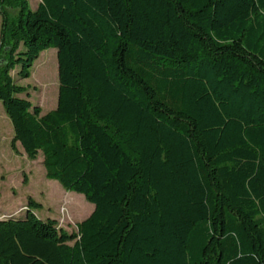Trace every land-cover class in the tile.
Wrapping results in <instances>:
<instances>
[{
  "label": "trees",
  "instance_id": "trees-1",
  "mask_svg": "<svg viewBox=\"0 0 264 264\" xmlns=\"http://www.w3.org/2000/svg\"><path fill=\"white\" fill-rule=\"evenodd\" d=\"M17 14H7V10ZM13 149L95 205L0 219V264H264V0H0ZM57 50L56 110L13 77Z\"/></svg>",
  "mask_w": 264,
  "mask_h": 264
},
{
  "label": "rangeland",
  "instance_id": "rangeland-1",
  "mask_svg": "<svg viewBox=\"0 0 264 264\" xmlns=\"http://www.w3.org/2000/svg\"><path fill=\"white\" fill-rule=\"evenodd\" d=\"M32 10H36L41 0H28ZM15 16L17 10H7ZM3 18L0 15V46ZM31 77L22 80L13 72L16 83L28 89L31 103L42 109V116L56 110L59 97V65L57 50L43 52L35 61ZM13 126L0 102V219L23 217L29 201L41 205L36 215L42 219H52L59 228L68 233L77 232V224L83 222L95 210L83 195L67 192L56 181L46 178L43 155L31 161L17 144L12 147Z\"/></svg>",
  "mask_w": 264,
  "mask_h": 264
}]
</instances>
